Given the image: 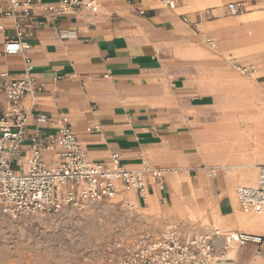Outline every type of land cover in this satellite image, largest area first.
Segmentation results:
<instances>
[{
	"label": "crops",
	"instance_id": "0c3cea01",
	"mask_svg": "<svg viewBox=\"0 0 264 264\" xmlns=\"http://www.w3.org/2000/svg\"><path fill=\"white\" fill-rule=\"evenodd\" d=\"M62 1L35 0L31 17L20 12L17 56L4 54L16 28L0 9V73L42 86L23 99L29 123L13 169L27 173L34 131L51 143L52 122L64 118L90 161L110 164L120 153L128 170H162L157 180L147 175V199L114 198L129 200L155 234L166 225L264 234L255 217L264 214L248 215L236 198L264 164V48L254 39L264 36V0H173L174 9L167 0H98L96 11L52 13ZM240 2L247 11L231 15ZM7 104L0 86V108ZM38 115L50 122L38 124ZM56 152L44 153L46 164ZM224 253L214 264H264L254 244Z\"/></svg>",
	"mask_w": 264,
	"mask_h": 264
},
{
	"label": "built area",
	"instance_id": "2783aa9c",
	"mask_svg": "<svg viewBox=\"0 0 264 264\" xmlns=\"http://www.w3.org/2000/svg\"><path fill=\"white\" fill-rule=\"evenodd\" d=\"M34 2L0 0V9H4L1 13L11 17L16 28V36L5 45V55L23 53L20 12L31 17ZM165 2L170 8H175V1ZM81 6L96 11L98 0H63L60 7H51L50 11L64 14ZM228 8L231 15H242L247 11V3H232ZM236 67L244 75L256 71L254 66ZM0 86L8 102L6 108H0V207L3 212L13 217L38 215L54 218L65 208H79L84 203L114 199L122 191H135L145 200L148 197L147 175H151L153 180L161 178L163 172L159 169L124 168L120 153L112 155L110 164L90 161L64 118L52 122L58 133L51 138V143L43 140L39 129L34 131L29 170L24 174L17 173L12 164L15 160L20 163L17 159L22 153L29 123L23 99L41 92L42 86L30 76L16 80L8 73H0ZM36 122L47 124L50 118L38 115ZM55 149L54 160L46 164L44 153ZM236 197L245 213L264 214V164L258 167L256 184L237 187ZM220 244L223 246L219 247ZM232 244H254L258 251H263L264 234L223 232L220 229L192 234L179 226L169 225L157 239L142 236L130 244H117L116 256L101 264H214L219 257L225 256L224 252Z\"/></svg>",
	"mask_w": 264,
	"mask_h": 264
},
{
	"label": "rangeland",
	"instance_id": "374dc122",
	"mask_svg": "<svg viewBox=\"0 0 264 264\" xmlns=\"http://www.w3.org/2000/svg\"><path fill=\"white\" fill-rule=\"evenodd\" d=\"M119 202L84 203L54 218L13 217L0 207V264H101L116 256L117 244L159 237L168 226L155 234L128 203Z\"/></svg>",
	"mask_w": 264,
	"mask_h": 264
},
{
	"label": "bare ground",
	"instance_id": "6f19581e",
	"mask_svg": "<svg viewBox=\"0 0 264 264\" xmlns=\"http://www.w3.org/2000/svg\"><path fill=\"white\" fill-rule=\"evenodd\" d=\"M254 39L255 40H258L259 41V43H261L260 45H262V46H259L260 48H264V45H263V42H264V36H259V33H257V35L256 36H254ZM234 194V193H233ZM130 195H132V194H130ZM132 198V197H131ZM133 199V198H132ZM132 199H130V200H132ZM124 202L127 204L128 202H129V200H124ZM234 202V201H233ZM234 204V203H233ZM141 205V204H140ZM238 210V209H237ZM248 215H254L255 216V214H253V213H248ZM255 217H258V218H261L262 219V221L264 222V216H255ZM221 231H223V232H228L229 230H225V229H220Z\"/></svg>",
	"mask_w": 264,
	"mask_h": 264
}]
</instances>
